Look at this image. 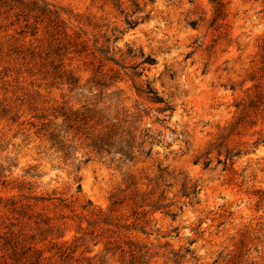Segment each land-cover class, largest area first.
Wrapping results in <instances>:
<instances>
[{
	"label": "rangeland",
	"instance_id": "obj_1",
	"mask_svg": "<svg viewBox=\"0 0 264 264\" xmlns=\"http://www.w3.org/2000/svg\"><path fill=\"white\" fill-rule=\"evenodd\" d=\"M33 1L64 20L58 59L75 86L48 88L32 76L39 66L30 74L11 55L15 40L45 48L48 21L24 28L21 6L0 0V74L8 70L9 83L0 99L7 89L24 111L16 123L0 117V233L13 230L44 264H88L83 257L95 254L91 264H120L94 238L68 259L56 252L131 183L142 208L117 213L150 248L143 264H264V0ZM35 91L37 113L52 119L53 108L99 112L133 159L78 137L68 157L55 152L28 123ZM15 203L32 217L15 220Z\"/></svg>",
	"mask_w": 264,
	"mask_h": 264
},
{
	"label": "trees",
	"instance_id": "obj_2",
	"mask_svg": "<svg viewBox=\"0 0 264 264\" xmlns=\"http://www.w3.org/2000/svg\"><path fill=\"white\" fill-rule=\"evenodd\" d=\"M19 6H21V14L24 28L29 26L30 18L34 19V23H42L47 20L46 28H49L50 42L44 48L41 45L28 46L23 41L15 40L12 44V54L22 60V65L26 67L28 73H32V68L39 66L37 73H32L34 76L38 74V79L42 82H46L48 88H52L56 83L66 85L67 87H74L75 82L70 72L66 71L63 67L61 60H59V51L61 43L57 37V33L66 31L64 20L61 17L60 12L57 9H50L48 5H40L33 0H15ZM13 9V8H10ZM22 10H25L22 11ZM21 14H16L17 20L20 19ZM19 17V18H18ZM38 31L32 34L36 36ZM62 32V33H63ZM23 33V31H21ZM1 55V53H0ZM42 55L44 58H42ZM38 60V61H37ZM8 70L4 69V74H0V83L4 86L9 85L4 79L7 77ZM12 86V85H11ZM18 84L15 85V90H19ZM47 89V88H46ZM3 97L0 99V117L5 118L7 121L16 123L24 114L19 113V109L13 106L15 102H11L10 98H7V89H4ZM41 94L39 91H35L33 94L28 95V105L32 116V121L28 122L31 127L37 128V134H41L46 141L50 143V147L68 157L71 143L75 138H82L85 142L89 141L86 145L96 152L110 154L113 149H116L117 154L126 160L133 159V150L131 147H121L123 142L119 137L117 140V128L115 125L104 124L103 117L99 112L95 111H76L71 108L66 110L62 109L57 111L56 108L52 109L53 119L48 114L37 113V109L34 107L38 100H40ZM24 103V102H23ZM96 116H99L96 118ZM60 118L65 126L63 136L57 132L56 123L54 122ZM106 122L108 120H105ZM72 131L71 139H68L69 132ZM128 183V182H127ZM128 192V193H126ZM122 198L112 196L113 202H111V208L109 212L98 210L96 212H88L90 218L86 221L87 227L81 230L82 232L77 236L70 244L65 242L62 246L57 248L56 254L59 258L68 259V257L77 251V246H83L87 239H99L103 242V251L100 254L109 255L114 258L118 254V262L120 264H143V259L150 257V248L146 245L139 244L138 240L132 236L136 229L127 223V219L119 217L117 213L119 210L127 208L128 204L132 209V214H136V209L142 208L139 206L142 200V195L137 187L133 184L128 185L120 192ZM126 202H129L126 204ZM17 203L12 204V214L15 220L19 223L26 218L29 220L32 214L28 213L30 209L23 208L22 206H16ZM6 208V206H5ZM114 208L117 211H114ZM117 213V214H114ZM21 221V222H20ZM8 228V225L5 226ZM3 239L2 244V261L0 264H44L42 255L39 254L33 247H25L21 244V241L16 236V233L8 229L3 233H0V239ZM101 241L93 243V247L98 246ZM98 254L92 257H83L88 261V264L97 257ZM149 258V259H150Z\"/></svg>",
	"mask_w": 264,
	"mask_h": 264
}]
</instances>
